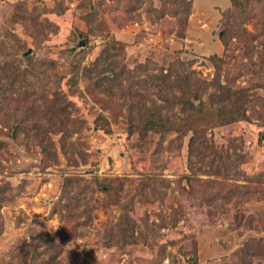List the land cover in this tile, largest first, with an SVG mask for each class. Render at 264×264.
<instances>
[{
    "label": "rangeland",
    "instance_id": "1",
    "mask_svg": "<svg viewBox=\"0 0 264 264\" xmlns=\"http://www.w3.org/2000/svg\"><path fill=\"white\" fill-rule=\"evenodd\" d=\"M200 1L0 0V264H264V0Z\"/></svg>",
    "mask_w": 264,
    "mask_h": 264
},
{
    "label": "trees",
    "instance_id": "2",
    "mask_svg": "<svg viewBox=\"0 0 264 264\" xmlns=\"http://www.w3.org/2000/svg\"><path fill=\"white\" fill-rule=\"evenodd\" d=\"M193 1L194 0H189V11L191 13L192 11V7H193ZM236 1L237 0H228V2L230 3V6L229 8H227L226 10L228 11L231 7V4L235 5L236 4ZM189 13L187 14V19L189 17ZM223 19V17H222ZM221 34H219V38L221 37ZM168 73H165L163 74V71L161 72H158V73H155L153 74V78H152V83H155L159 78H161V81L163 80H166L167 78L166 77H169V75H167ZM186 82V85L185 88L184 87H181L182 88V91L184 92L181 96H178V97H175L173 96L174 94H172L171 96H168V94H162L161 98L162 100L164 101V103L166 104H183L184 106H187L188 105V100H184V98L186 97V95H190V84H188L187 80L185 81ZM179 85H180V82L178 81V84H173L171 85L172 87H177L179 88ZM8 87V94L10 95H16L18 93H16L14 90L17 89V86L15 87L14 85H6ZM169 86V87H171ZM171 87V89H172ZM167 89V88H165ZM160 106H157V109L154 107V109L152 111H150V114L149 115H144V117L141 119V125L143 127V129H148V130H152V131H155V132H164L166 131L169 127H173L174 123L167 117H164L160 114ZM233 110H236V108H233L231 110H228L227 112L226 111H222V116L224 117H232V113H233ZM221 113V110L219 111V114Z\"/></svg>",
    "mask_w": 264,
    "mask_h": 264
},
{
    "label": "crops",
    "instance_id": "3",
    "mask_svg": "<svg viewBox=\"0 0 264 264\" xmlns=\"http://www.w3.org/2000/svg\"><path fill=\"white\" fill-rule=\"evenodd\" d=\"M195 2L197 4H195ZM211 4L216 5L215 7L218 6L216 8V11H217L216 13H221V12H223V10L229 8V6H230V3L228 2V0H221V4H219V0L216 1V3H214V0H212L211 3L209 2V7H211ZM194 5H196L197 7ZM195 13H201L202 15L205 14V15H207V18L210 15V18H212L211 11H207V9L204 8V4H202L200 0H194L193 1L192 12H191L190 16L188 17V24L189 25L192 24L191 23L192 22V16L195 15ZM202 18H204V15H203V17H200V19H202ZM211 21H212V19H211ZM212 23H213V21H212Z\"/></svg>",
    "mask_w": 264,
    "mask_h": 264
}]
</instances>
